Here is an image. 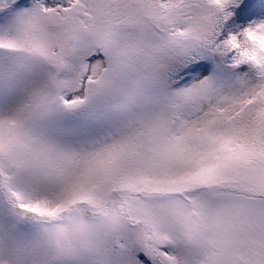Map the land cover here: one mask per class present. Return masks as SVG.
Wrapping results in <instances>:
<instances>
[{
	"label": "snow or ice",
	"instance_id": "6c2138e0",
	"mask_svg": "<svg viewBox=\"0 0 264 264\" xmlns=\"http://www.w3.org/2000/svg\"><path fill=\"white\" fill-rule=\"evenodd\" d=\"M0 264H264V0H0Z\"/></svg>",
	"mask_w": 264,
	"mask_h": 264
}]
</instances>
